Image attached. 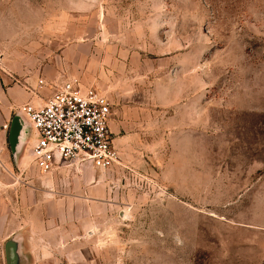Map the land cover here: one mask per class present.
Masks as SVG:
<instances>
[{
  "label": "rangeland",
  "instance_id": "obj_1",
  "mask_svg": "<svg viewBox=\"0 0 264 264\" xmlns=\"http://www.w3.org/2000/svg\"><path fill=\"white\" fill-rule=\"evenodd\" d=\"M0 60L111 105L118 163L91 184L5 157L3 212L48 226V264H264V0H0Z\"/></svg>",
  "mask_w": 264,
  "mask_h": 264
},
{
  "label": "built area",
  "instance_id": "obj_2",
  "mask_svg": "<svg viewBox=\"0 0 264 264\" xmlns=\"http://www.w3.org/2000/svg\"><path fill=\"white\" fill-rule=\"evenodd\" d=\"M21 112L30 128L31 163L40 173L60 165L103 171L118 163L109 128L111 105L95 88L82 87L76 80L64 81L43 105H25Z\"/></svg>",
  "mask_w": 264,
  "mask_h": 264
},
{
  "label": "crops",
  "instance_id": "obj_3",
  "mask_svg": "<svg viewBox=\"0 0 264 264\" xmlns=\"http://www.w3.org/2000/svg\"><path fill=\"white\" fill-rule=\"evenodd\" d=\"M15 76L8 73L2 67V61L0 60V178L3 176V164L5 157L10 158L9 163L12 169L19 167L20 163L24 166L23 159L17 158L14 162L10 146H9V129L10 122L15 114H20L24 119L25 116L21 112V108L25 105L41 106L49 98L47 95H38L31 91H25L20 83L14 78ZM16 81V83L14 82ZM6 126V128H5ZM26 157V156H24ZM22 161V162H21ZM36 169V168H35ZM37 170V169H36ZM84 170L92 171V173L85 175ZM94 169L86 165H60L55 166L54 169L47 173L42 174L38 170L40 177L51 185L53 182L62 185L64 183V177L70 171L78 172L79 178L78 183L80 186L91 184L95 182L96 173ZM43 232L48 229L45 226L40 225H28L27 231L30 235H26L24 227L15 228L13 221L6 218L3 212V204L0 199V264H7L5 251L8 245L12 242H17V255L19 259L16 263L18 264H48L50 259L53 257L50 251L49 241L45 236H37L40 234V229ZM42 235V234H41ZM43 236V235H42Z\"/></svg>",
  "mask_w": 264,
  "mask_h": 264
},
{
  "label": "water",
  "instance_id": "obj_4",
  "mask_svg": "<svg viewBox=\"0 0 264 264\" xmlns=\"http://www.w3.org/2000/svg\"><path fill=\"white\" fill-rule=\"evenodd\" d=\"M29 133L30 128L28 122L20 114H15L10 122L8 138L14 162L23 154L27 146ZM5 254L7 264H18L16 263L14 248L12 246L6 249Z\"/></svg>",
  "mask_w": 264,
  "mask_h": 264
},
{
  "label": "flooded vegetation",
  "instance_id": "obj_5",
  "mask_svg": "<svg viewBox=\"0 0 264 264\" xmlns=\"http://www.w3.org/2000/svg\"><path fill=\"white\" fill-rule=\"evenodd\" d=\"M17 245H18L17 242H12V243H10V244L8 245V247H9V246H12V247L14 248V253H15L16 262H17L18 259H19V256L17 255V248H18Z\"/></svg>",
  "mask_w": 264,
  "mask_h": 264
}]
</instances>
